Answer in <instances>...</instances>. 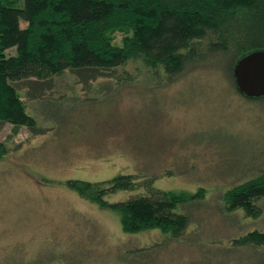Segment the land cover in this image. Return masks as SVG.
Masks as SVG:
<instances>
[{
    "label": "rangeland",
    "instance_id": "1",
    "mask_svg": "<svg viewBox=\"0 0 264 264\" xmlns=\"http://www.w3.org/2000/svg\"><path fill=\"white\" fill-rule=\"evenodd\" d=\"M125 37L113 33L118 44ZM227 61L168 81L132 56L108 73L114 81L92 86L104 92H87L66 72L39 100L20 85L39 131L0 127V264H264V246L239 240L264 230V197L252 216L226 211L222 199L264 169V98L240 95ZM120 173L136 188L105 195L109 202L154 187L205 193L184 204L191 219L179 236L128 233L114 209L66 183Z\"/></svg>",
    "mask_w": 264,
    "mask_h": 264
},
{
    "label": "trees",
    "instance_id": "2",
    "mask_svg": "<svg viewBox=\"0 0 264 264\" xmlns=\"http://www.w3.org/2000/svg\"><path fill=\"white\" fill-rule=\"evenodd\" d=\"M115 31L126 34L123 43L113 40ZM256 48H264V0H0V127L10 123L39 131L18 90L22 84L33 100L51 91L63 73L82 82L112 78L108 73L132 56L168 81L196 68L211 69V59L228 56L234 86V61ZM66 183L98 206L114 209L125 232L158 228L175 237L191 219L184 204L205 193L204 187L190 196L154 187L109 202L105 195L134 190L137 179L120 173ZM262 197L264 169L222 190L226 211L242 209L251 216ZM239 240L264 246V230Z\"/></svg>",
    "mask_w": 264,
    "mask_h": 264
},
{
    "label": "water",
    "instance_id": "3",
    "mask_svg": "<svg viewBox=\"0 0 264 264\" xmlns=\"http://www.w3.org/2000/svg\"><path fill=\"white\" fill-rule=\"evenodd\" d=\"M235 90L246 98L264 97V48L240 55L231 69Z\"/></svg>",
    "mask_w": 264,
    "mask_h": 264
},
{
    "label": "crops",
    "instance_id": "4",
    "mask_svg": "<svg viewBox=\"0 0 264 264\" xmlns=\"http://www.w3.org/2000/svg\"><path fill=\"white\" fill-rule=\"evenodd\" d=\"M74 82H71L72 84L75 85H87L89 86L87 89H85L87 92H104L105 90L103 89H97L93 88L92 86H96L98 84H102L104 82H112L114 81L112 78H94V79H89L87 82H82L81 80L74 79ZM79 91V89H78ZM80 92V91H79Z\"/></svg>",
    "mask_w": 264,
    "mask_h": 264
}]
</instances>
